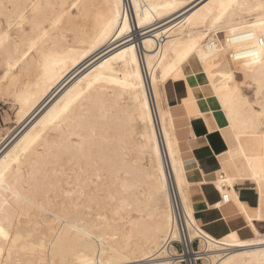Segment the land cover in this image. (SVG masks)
Masks as SVG:
<instances>
[{"label":"bare ground","instance_id":"bare-ground-1","mask_svg":"<svg viewBox=\"0 0 264 264\" xmlns=\"http://www.w3.org/2000/svg\"><path fill=\"white\" fill-rule=\"evenodd\" d=\"M0 100V264H264V0H0ZM176 115L227 143L252 238L196 218Z\"/></svg>","mask_w":264,"mask_h":264},{"label":"crops","instance_id":"crops-1","mask_svg":"<svg viewBox=\"0 0 264 264\" xmlns=\"http://www.w3.org/2000/svg\"><path fill=\"white\" fill-rule=\"evenodd\" d=\"M184 96H180L175 102H170L168 96L169 102L176 108ZM175 124L183 157L186 160H196L199 167L193 170V181L196 183L206 181L200 190L192 192V200L199 207L195 215L200 224L216 238L233 231L238 232L243 239L252 238L248 224L236 205L233 202L223 203L221 192L213 184L214 174L221 169L219 156L228 149L223 137L219 133L210 132L201 120L194 119L189 123L182 115H176ZM249 185L251 184L238 186L237 191L241 200L254 207L258 204V196L254 187Z\"/></svg>","mask_w":264,"mask_h":264},{"label":"rangeland","instance_id":"rangeland-1","mask_svg":"<svg viewBox=\"0 0 264 264\" xmlns=\"http://www.w3.org/2000/svg\"><path fill=\"white\" fill-rule=\"evenodd\" d=\"M166 90H167V94L170 98V102H175V100L177 98L185 95L184 83L182 84V83H171L170 82L166 85ZM247 95L252 96L253 93L247 92ZM171 97L173 99H171ZM14 111L15 110H12V106L10 104L0 100V126H1L0 130L2 128H5V127H10L11 131L14 132L18 128V126L14 123V121H15L14 120V116H15ZM6 117H8L10 119L11 123L9 125H6V122H7ZM7 138H8V136L5 137V139H7ZM3 142L0 143V147H1ZM249 186L252 187V185H249ZM257 227L260 228V230H263V232H264V223L258 224ZM194 247H195V250L198 251L197 244ZM198 264H202V262H199Z\"/></svg>","mask_w":264,"mask_h":264},{"label":"built area","instance_id":"built-area-1","mask_svg":"<svg viewBox=\"0 0 264 264\" xmlns=\"http://www.w3.org/2000/svg\"><path fill=\"white\" fill-rule=\"evenodd\" d=\"M222 197V200H224V197L221 195ZM176 206L174 207V215H175V219L177 221H179V231L181 233V236H182V239L184 240L185 242V246L182 244V242H174V246L177 248V251H178V254L179 256L181 257H185L188 255V249L186 247V233H185V226L182 222V219H181V215H180V212H179V209H178V206H177V203L175 202ZM195 248V247H194ZM191 251H193L191 249ZM185 259V258H183ZM182 264H187L186 261H183Z\"/></svg>","mask_w":264,"mask_h":264}]
</instances>
